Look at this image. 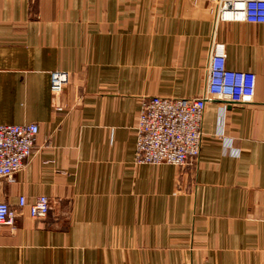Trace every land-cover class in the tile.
<instances>
[{
    "label": "crops",
    "instance_id": "1",
    "mask_svg": "<svg viewBox=\"0 0 264 264\" xmlns=\"http://www.w3.org/2000/svg\"><path fill=\"white\" fill-rule=\"evenodd\" d=\"M205 0H0V123H37L0 199H50L0 227V264H264V23ZM255 74L206 104L197 161L134 163L146 97L198 96L211 41ZM70 73L53 96L50 72Z\"/></svg>",
    "mask_w": 264,
    "mask_h": 264
},
{
    "label": "built area",
    "instance_id": "2",
    "mask_svg": "<svg viewBox=\"0 0 264 264\" xmlns=\"http://www.w3.org/2000/svg\"><path fill=\"white\" fill-rule=\"evenodd\" d=\"M212 4L215 23L238 21L264 23V0H205ZM206 83L198 96L146 97L136 122L134 163H169L177 166L194 164L200 153L202 118L205 106L214 99L231 105H246L252 101L255 74L249 70L226 66L223 43L214 39L208 55ZM66 70L50 72V91L57 96L68 83ZM37 123H0V190L2 180L12 181L24 167L36 143ZM50 199L38 195L27 202L23 195L13 206L0 199V227L12 226L24 209L32 218L48 213Z\"/></svg>",
    "mask_w": 264,
    "mask_h": 264
}]
</instances>
